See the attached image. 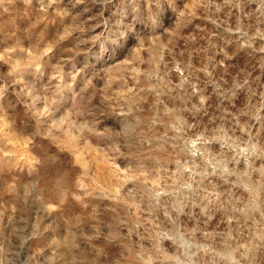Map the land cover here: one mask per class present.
I'll list each match as a JSON object with an SVG mask.
<instances>
[{
  "label": "clouds",
  "instance_id": "clouds-1",
  "mask_svg": "<svg viewBox=\"0 0 264 264\" xmlns=\"http://www.w3.org/2000/svg\"><path fill=\"white\" fill-rule=\"evenodd\" d=\"M23 3L0 51L53 47L0 63V145L38 161L0 264H264V0Z\"/></svg>",
  "mask_w": 264,
  "mask_h": 264
},
{
  "label": "rangeland",
  "instance_id": "rangeland-1",
  "mask_svg": "<svg viewBox=\"0 0 264 264\" xmlns=\"http://www.w3.org/2000/svg\"><path fill=\"white\" fill-rule=\"evenodd\" d=\"M67 2V0H66ZM191 7V5H189ZM39 17L34 15V10L23 3V0H6L5 3L0 4V42H7L9 39H15V35L19 34V28H26V31L32 30L33 26L39 22ZM55 23V20L51 21ZM44 33H41L43 37ZM2 46V44H0ZM52 45L39 50L28 48L23 50L24 65L21 59L16 57L14 53L17 51L14 47H6L0 51V63L8 67L10 72H15L22 66H31L34 62L41 60L46 54L52 50ZM39 63L36 68L39 69ZM57 68L62 69V65H56ZM52 76H56L53 72ZM73 75V79H75ZM3 127H7L6 121H0ZM30 140L26 137H18L9 139L3 145L0 151V210L9 208L10 197L14 194V189L22 183L19 173L24 170H31L37 164V159L33 156L30 150ZM41 177L47 179L51 176L59 164L53 165L51 160L45 158L42 162ZM100 167L99 165L97 166ZM101 181H97V186ZM95 219V218H93Z\"/></svg>",
  "mask_w": 264,
  "mask_h": 264
}]
</instances>
